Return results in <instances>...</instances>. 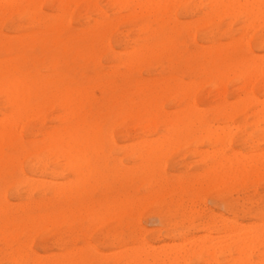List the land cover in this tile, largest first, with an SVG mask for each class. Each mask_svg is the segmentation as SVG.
<instances>
[{"label":"rangeland","instance_id":"1","mask_svg":"<svg viewBox=\"0 0 264 264\" xmlns=\"http://www.w3.org/2000/svg\"><path fill=\"white\" fill-rule=\"evenodd\" d=\"M145 1L42 0L38 15L45 21L43 25L19 18L8 9L0 13V38L11 40L7 52L0 42V60L15 62L18 70L31 78L60 80V90H71L80 96L73 94L76 101L66 106L67 110L56 104L40 107L37 117L23 121V149L6 151V163L0 166L3 210L0 212V264H31L20 259L26 257L25 253L41 258L44 264H68L67 258L73 251L84 256L82 264H124L125 253L141 246L140 236L158 251L174 243L175 247L182 244L178 233L183 225L196 226L188 231L190 236L205 235L197 226L202 222L199 216L202 211L218 227L229 223L249 226L260 223V219L264 221V172L243 185L236 182L221 188L208 184L209 176L205 175L222 153L229 156L234 150L246 154L255 141L257 147L250 154H256L255 158L257 154H264L260 153L264 150V113L256 126L251 115L260 106L250 104L252 100L248 99L251 90L252 96L264 101V65H260L261 61L264 64V7L260 6L264 0L258 3L246 0V7L245 0H231V5L226 3L228 0L208 3V0H178L179 3L167 0V4L166 0H161L163 3L155 0L158 3L151 6L147 5L151 4L150 0ZM67 7L72 8L70 12ZM253 13L256 17L260 13L262 20L260 16L258 21L255 17L250 20ZM122 15L131 16L126 21ZM47 23L52 25L51 30ZM29 34L48 40L44 53L30 42ZM20 35L19 45L16 37ZM52 39L59 42L54 43ZM244 64L249 66V71L248 67L241 69ZM247 77L254 83L251 80L248 83ZM172 128L176 129L173 133L169 131ZM204 128L207 130L201 132ZM55 129L60 131L57 136L60 138L48 140L44 133ZM227 129L233 130L230 137L227 135L232 151L225 147L227 138H223L224 147L220 143L222 138H218L219 130L227 132ZM84 132L91 138L97 136L98 158L80 140ZM211 133L216 136L213 138ZM68 136L73 139L72 143H66ZM163 136H168L165 144ZM150 138H159L156 141L159 148H156L162 151L160 159L159 150L152 148L155 141ZM209 139L214 141L210 143ZM59 140L60 145L56 144ZM220 146L222 150H218ZM165 147H168L166 154ZM89 149L91 154L87 152ZM211 151L217 153L211 154ZM84 154L87 162L83 165L87 163L88 167L81 164L85 161L81 157ZM66 160L72 166L65 164ZM87 169L93 173L85 174ZM80 171L83 176L87 175L84 180L78 175ZM178 179L183 182L178 183ZM184 188L182 193L180 189ZM190 209L192 212L188 213ZM120 234L125 237L124 247L116 244Z\"/></svg>","mask_w":264,"mask_h":264},{"label":"bare ground","instance_id":"2","mask_svg":"<svg viewBox=\"0 0 264 264\" xmlns=\"http://www.w3.org/2000/svg\"><path fill=\"white\" fill-rule=\"evenodd\" d=\"M42 1V0H40ZM39 0H0V13L3 12L4 9H8L12 12H15L19 18H26L27 20H30L31 22H36L40 25H43V22L45 24V21L43 20V18H40V16L38 15L40 13V7H39ZM112 1V0H111ZM118 1V0H117ZM121 1V0H120ZM124 1V0H123ZM145 1V0H144ZM148 1V0H147ZM161 1V0H160ZM174 1V0H173ZM178 2V0H176ZM184 1V0H183ZM211 1V0H208L207 3ZM212 1H215V0H212ZM221 1V0H220ZM229 2H226L223 1V2H226L227 4L230 3L231 0H228ZM233 1V0H232ZM235 1V0H234ZM252 1V0H251ZM258 1L260 0H257V3ZM65 2V1H64ZM116 2V1H115ZM146 2V1H145ZM151 4L150 3H147V5L151 6L152 4H154V2H156V4L158 3L157 1L155 0H150ZM153 2V3H152ZM162 2V1H161ZM173 2V4H177ZM46 3V2H45ZM67 4V2H65ZM84 3V2H83ZM142 3V2H141ZM140 3V4H141ZM163 3V2H162ZM165 3V2H164ZM169 3V2H168ZM179 3V2H178ZM182 3V1L180 2ZM235 3V2H234ZM239 5L238 6H241L240 5V2H238ZM245 6L246 7V0H245ZM243 3V4H244ZM247 3L251 4V2H248ZM256 3V2H255ZM254 2H252V4H255ZM54 4V1H51V4L50 5H53ZM113 4V3H112ZM127 4V3H126ZM139 4V5H140ZM161 4V3H160ZM166 4H167V0H166ZM210 4V3H209ZM215 4V3H213ZM219 4V3H218ZM225 4V3H224ZM237 4V3H236ZM98 5V4H97ZM123 5V4H122ZM125 5V4H124ZM146 3L144 4V7H145ZM146 5V6H147ZM162 5V4H161ZM231 5V4H229ZM69 6V5H67ZM81 6V5H80ZM166 5H164L165 7ZM174 6V5H172ZM178 6V5H176ZM171 7V4H170V7L171 9H175V7ZM215 6V5H214ZM218 5H216L217 7ZM249 6V5H248ZM260 6L261 7H264V3L260 2ZM112 7V6H111ZM143 7V8H144ZM161 6V9L164 8ZM168 7V5H167ZM212 7V6H211ZM222 7V6H221ZM231 7V6H230ZM69 9V12L70 9L69 7H67ZM118 8V7H117ZM142 7L140 9L144 10ZM157 8V7H155ZM219 8V6H218ZM223 8V7H222ZM226 8V7H225ZM240 8V7H238ZM243 8V6L241 7ZM67 9V10H68ZM96 9V8H95ZM132 9V7H131ZM136 9V8H135ZM139 9V8H138ZM167 9V8H166ZM165 9V10H166ZM172 9V10H173ZM236 9V8H235ZM250 9V8H249ZM264 9V8H263ZM101 10V9H100ZM113 10V9H112ZM133 10V9H132ZM141 10V11H142ZM221 10V9H220ZM219 10V11H220ZM229 10V9H228ZM227 10V11H228ZM232 10V9H231ZM239 10V9H238ZM236 10V11H238ZM244 10V9H243ZM251 10V9H250ZM256 10V9H255ZM115 11V10H113ZM145 11V10H144ZM148 11V10H147ZM226 11V10H225ZM230 11V10H229ZM242 11V10H241ZM257 11V10H256ZM259 11H261L259 9ZM9 13V11H6ZM43 12V11H42ZM111 12V10H110ZM155 12V10H154ZM173 12V11H172ZM204 12V11H203ZM233 12V11H232ZM240 11H238V15L241 14L239 13ZM258 12V11H257ZM255 12V13H257ZM7 13V14H8ZM114 13V12H113ZM112 13V14H113ZM135 13V12H134ZM137 13V12H136ZM148 13V12H147ZM146 13V14H147ZM264 12L262 11V14ZM56 14V13H55ZM129 14V13H128ZM145 14V13H144ZM172 14V13H171ZM222 14V13H221ZM224 14V13H223ZM233 13H231L230 15H232ZM249 14V13H248ZM54 15V14H53ZM132 15V13H131ZM130 15V16H131ZM140 15V14H139ZM250 15V14H249ZM261 14L259 13V15H256L254 16V13H253V18L250 19V20H253L254 17L256 20L257 18V21L259 19L258 16H260ZM57 16H61V15H57ZM123 16V15H122ZM130 16L127 15L126 18H124L125 16H123L124 20L126 19L127 21V18ZM142 16V15H141ZM211 16V15H210ZM224 16V15H223ZM226 16H228L226 14ZM134 17V16H133ZM233 17V16H232ZM236 17V16H235ZM234 17V18H235ZM247 17V15L245 16ZM261 17V16H260ZM263 19H264V15L262 16ZM262 17L260 20H262ZM62 18V17H61ZM118 18V16H117ZM116 18V19H117ZM121 18V17H120ZM136 18V17H135ZM218 18V17H217ZM223 19V18H222ZM115 20V18H114ZM118 20V19H117ZM123 20V21H124ZM136 20V19H135ZM151 20V19H150ZM120 22V20H118ZM170 21V20H168ZM225 20H223L224 22ZM256 21V22H257ZM199 22V20L197 19V23ZM232 22V21H231ZM63 23V22H62ZM49 24V27L48 30H51L52 29V25L50 23H47ZM59 24V23H58ZM135 24V23H134ZM166 24V23H165ZM196 24V23H194ZM259 24V23H258ZM118 25V23H117ZM116 25V26H117ZM246 25V24H244ZM248 25V24H247ZM251 25V24H250ZM260 25V24H259ZM59 26V25H58ZM195 26V25H194ZM54 27V26H53ZM145 27V26H144ZM142 27V28H144ZM247 27V28H246ZM244 27L243 29H248L249 26H246ZM252 27V26H251ZM250 27V29H251ZM58 28V27H57ZM148 28V27H147ZM146 28V29H147ZM151 28V27H150ZM170 28V27H169ZM188 28V27H187ZM138 29V28H137ZM149 29V28H148ZM154 29V28H153ZM189 29V28H188ZM187 29V30H188ZM196 29V28H194ZM242 29V30H243ZM142 30V29H141ZM173 30V29H172ZM186 30V32H187ZM190 30V29H189ZM249 30V29H248ZM45 31V30H44ZM176 31V30H175ZM174 31V32H175ZM191 31H194L191 29ZM244 31V30H243ZM242 31V32H243ZM246 31V30H245ZM244 31V32H245ZM243 32V33H244ZM250 32V31H249ZM160 33V32H158ZM157 33V34H158ZM150 35V34H149ZM160 35V34H159ZM179 35V34H178ZM244 35V34H243ZM29 37V40L30 42L33 44V45H38L39 48H40V52L44 53V45L45 43L48 41L47 39L45 40L44 38H38V36H36L35 34H29L28 35ZM151 37V35H150ZM243 37V36H242ZM20 38H22V36L20 35L19 37H16V40H18V44L20 45ZM244 38H247V33H246V37L244 36ZM243 38V40H244ZM80 39V38H78ZM168 39V38H167ZM166 41H169V39ZM71 40V39H70ZM240 40V39H239ZM10 41L9 39H6V40H3L0 38V42L2 43L1 46H4V52H7L9 50V47H10ZM52 41L54 43H57L59 42V39H52ZM102 41V40H101ZM245 41V40H244ZM243 41V42H244ZM167 43V42H166ZM238 43V42H236ZM246 43V41H245ZM163 44V43H162ZM233 44V43H232ZM77 45V44H76ZM160 45V44H159ZM240 45V43H239ZM69 48V46H67ZM135 47V45H134ZM168 47V46H167ZM86 48V46H85ZM89 48V47H88ZM133 49V48H132ZM137 49V48H134V50ZM171 49V48H170ZM87 50V49H86ZM130 50V49H129ZM165 50V49H164ZM163 50V51H164ZM146 51V50H145ZM144 51V52H145ZM156 51V50H155ZM233 51V50H232ZM15 52V51H14ZM123 52V51H122ZM127 52V51H126ZM134 52V51H133ZM131 53V52H130ZM161 53V52H160ZM134 54V53H133ZM150 54V53H149ZM95 55V54H94ZM132 55V53H131ZM136 55V54H135ZM155 55V54H154ZM264 55V54H263ZM92 56V55H91ZM48 57V56H47ZM136 57V56H135ZM145 58V57H144ZM217 58V57H216ZM46 59V58H45ZM132 59V58H131ZM142 59V57H141ZM202 59V58H201ZM135 60V58H134ZM260 60V59H259ZM124 61V60H123ZM133 61V60H132ZM256 61V60H255ZM264 61V60H263ZM99 62V61H97ZM134 62V61H133ZM132 62V63H133ZM249 62H253L252 60ZM119 63V62H118ZM122 63V62H121ZM131 63V61H130ZM136 63V62H135ZM240 63V61H239ZM262 63V61H261ZM260 65H264L263 63ZM124 64V63H123ZM128 64V63H127ZM257 64V63H256ZM36 65V62L33 63V66ZM134 65V63H133ZM135 66V65H134ZM254 66V65H253ZM251 66V68H253L254 70V67ZM259 66V67H261ZM234 67V66H233ZM239 67V66H238ZM245 67H248V71H249V66H245L244 64V67H242L241 69H246ZM136 69V68H135ZM235 69V68H234ZM240 69V68H239ZM137 70V69H136ZM225 70V69H224ZM223 70V71H224ZM236 70V69H235ZM233 71V69H232ZM239 71V70H237ZM246 71V70H245ZM244 71V72H245ZM251 71V70H250ZM228 72V71H227ZM259 72V71H258ZM220 73V72H219ZM246 73V72H245ZM253 73H255L253 71ZM41 74V73H40ZM48 74V73H47ZM71 74V73H70ZM218 74V73H217ZM228 76H229V72L226 73ZM240 74V72H239ZM248 74V73H247ZM246 74V75H247ZM251 74V73H250ZM259 74V73H258ZM232 75V74H231ZM230 75V76H231ZM235 75V74H234ZM256 75V74H255ZM213 76V75H212ZM219 76V75H218ZM253 76V74L251 75ZM233 77V76H232ZM243 77V76H242ZM249 77V76H248ZM248 77L246 78V80L248 79ZM254 77V76H253ZM40 77H29L28 76V73H23V72H20L18 70V65H16L15 62H4L3 60H0V166L2 165H5V159L7 157L6 155V151L8 152H15V151H18V150H21L23 149L24 147V142L22 141V136H21V129L23 127V121L27 118H30V117H37L38 116V109L40 107H43L45 104H56L58 107H63L64 109H66L67 107L66 106H69L72 104V102H74V100L76 101V98L73 96L74 93H77V92H72L70 90V92L66 89H59L60 85H61V81L60 80H55V81H41L39 79ZM222 78V77H221ZM227 78V77H226ZM229 78V77H228ZM245 78V77H244ZM252 78V77H250ZM249 78V79H250ZM172 79V78H171ZM223 79V78H222ZM255 79V77H254ZM219 80V79H218ZM226 80V79H225ZM245 80V79H244ZM245 80V84L247 83ZM251 82L252 79H250ZM250 80L248 81V83L250 82ZM256 80V79H255ZM228 81V80H227ZM192 82V81H191ZM207 83V82H206ZM209 83V82H208ZM254 83V82H253ZM82 84V83H81ZM105 84V83H104ZM102 84V85H104ZM180 84V83H179ZM194 84V83H193ZM192 84V85H193ZM244 84V85H245ZM107 85V84H106ZM196 85V84H195ZM204 85V84H203ZM252 85V84H251ZM151 86V85H150ZM260 86V85H259ZM104 87V86H102ZM187 88V86H185ZM189 87V85H188ZM181 88V87H180ZM192 88V86H191ZM194 88V87H193ZM192 88V89H193ZM197 88V87H196ZM138 89V88H137ZM183 88H181L182 90ZM189 89V88H188ZM214 89V88H213ZM212 89V90H213ZM248 89L249 87L247 88V92H248ZM260 89V88H259ZM106 90H108L106 88ZM139 90V89H138ZM179 90V89H178ZM184 90V89H183ZM190 91V89L188 90ZM193 91V90H192ZM191 91V92H192ZM261 91V90H260ZM195 92V91H194ZM215 92V91H214ZM217 92V91H216ZM181 93V92H180ZM187 93V92H186ZM252 96V91L250 90L249 92ZM216 94V93H215ZM221 94V93H220ZM182 95V94H181ZM185 95V94H184ZM183 95V96H184ZM193 95V94H192ZM78 93H77V98L78 97ZM182 96V97H183ZM251 96L248 97V99L250 98V100H252L250 104H253V103H256L257 105L260 106V109H258V111L254 112L251 117L253 119H255L256 123L255 125L257 126V119L263 117V113H264V101H259V99H257V97L255 96H252V99H251ZM99 97V96H98ZM189 97V96H187ZM246 97V96H245ZM244 98V95L243 97ZM241 99V98H240ZM248 99L244 98V100H247ZM80 99H78L79 101ZM83 100V98H82ZM81 100V101H82ZM91 100V99H90ZM264 100V99H263ZM86 101V100H85ZM88 101V100H87ZM93 101V99H92ZM190 101V102H189ZM189 103H192V99L190 100L189 98ZM227 101V100H226ZM205 102V101H204ZM240 102V100H239ZM238 102V104H239ZM250 102V101H249ZM78 103V102H77ZM85 103V102H84ZM91 103V102H90ZM236 103V102H235ZM241 103V102H240ZM246 103V102H244ZM249 104V103H248ZM80 105V104H79ZM230 105V104H229ZM228 105L227 108H229L230 106ZM242 105V103H241ZM129 106V105H128ZM127 106V108H128ZM132 106V105H131ZM187 106H190V105H187ZM192 106V105H191ZM197 106V105H196ZM236 106V105H235ZM233 106V108L235 107ZM238 106V105H237ZM76 107V106H75ZM195 107V105H194ZM193 107V108H194ZM220 107V106H219ZM241 107V106H240ZM249 107V106H248ZM74 108V107H73ZM80 108V106L78 107ZM185 108V106L183 107ZM188 108V107H187ZM191 108V107H190ZM259 108V107H258ZM71 109V108H70ZM69 109V110H70ZM77 109V107H76ZM199 109V108H197ZM231 109V108H229ZM238 109V108H237ZM245 109V107H244ZM67 110V109H66ZM75 110V109H74ZM79 110V109H78ZM77 110V111H78ZM186 110V109H184ZM241 110V109H240ZM64 111V110H63ZM189 111H191V115H192V110L189 109ZM235 111V110H234ZM188 112V109L187 111ZM185 112V113H186ZM197 112V111H196ZM232 112V111H231ZM74 113V112H73ZM71 112V114H73ZM204 112H202L203 114ZM235 113V112H234ZM233 113V114H234ZM241 113V112H240ZM70 114V119H71V115ZM77 114V113H76ZM179 114V113H178ZM188 114V113H187ZM194 114V113H193ZM78 115V114H77ZM75 116V117H78V116ZM184 115V114H182ZM182 115H178L179 117H181ZM262 115V116H261ZM67 116V115H66ZM153 116V115H152ZM173 116V115H172ZM189 116V115H188ZM249 116V115H248ZM154 117V116H153ZM193 117H196L193 116ZM234 117V116H233ZM56 118V116H55ZM155 118V117H154ZM153 118V119H154ZM183 118V116H182ZM76 120V118H74ZM147 119V118H146ZM262 119V118H261ZM260 119V120H261ZM264 119V118H263ZM37 120V119H36ZM61 120V119H60ZM69 120V119H68ZM184 120V119H183ZM196 120V119H195ZM231 120V119H230ZM122 121V120H121ZM150 121V120H149ZM165 121V120H164ZM191 121V120H190ZM183 123V122H182ZM146 124H147V121H146ZM151 124V127H152V122L150 123ZM250 124V123H249ZM264 124V123H263ZM145 125V124H144ZM170 125V124H169ZM172 125V124H171ZM191 125V124H190ZM198 125V124H197ZM168 126V125H167ZM173 126H176V124ZM180 126V125H179ZM185 126V125H183ZM209 126V125H208ZM213 126V125H212ZM218 126V125H217ZM234 126V125H233ZM28 127V126H26ZM32 127V126H31ZM79 127V126H78ZM88 127V125H87ZM181 127V126H180ZM179 127V128H180ZM186 127V126H185ZM191 127V126H190ZM214 127V126H213ZM216 127V125H215ZM219 127V126H218ZM217 127V128H218ZM229 127V126H228ZM238 126H235L236 129L239 130V128H237ZM67 128V127H66ZM147 128V127H146ZM210 128V127H209ZM208 128V129H209ZM220 128V127H219ZM227 128V126L225 127ZM231 128V127H230ZM229 128V129H230ZM234 128V130H236ZM264 128V127H263ZM80 129V128H79ZM84 129V128H83ZM132 129V128H131ZM182 129V128H181ZM187 129V127L185 128V130ZM224 129V128H223ZM25 130V129H24ZM90 130V129H89ZM88 129H86V131H89ZM97 130V129H96ZM95 130V131H96ZM172 130H176L175 128L173 129H170L169 131L172 132ZM183 130V129H182ZM207 129L204 128L203 131L201 132H204L206 131ZM212 130V129H211ZM225 130V129H224ZM224 130H219V134H218V138H222V141L220 142L221 144H223L222 146L224 147V144L225 142L223 140H225L227 138V135L230 137L229 134H231V132H229L230 130L227 129V132H225ZM264 130V129H263ZM68 131V130H67ZM75 131V130H74ZM91 131V130H90ZM111 131V130H110ZM221 131V132H220ZM99 132V131H98ZM222 136L223 135H226V136H220V133H222ZM225 132V133H224ZM229 132V133H228ZM251 132V131H249ZM263 132V131H262ZM60 133V131L58 129H55L53 131H49V132H45L44 134L47 136V139L48 140H51V141H54L56 138H58V134ZM93 133V132H91ZM247 133V132H246ZM94 134V133H93ZM97 134V132H96ZM202 134V133H201ZM213 134V136H212ZM264 134V133H263ZM67 135V134H66ZM203 135V134H202ZM208 135V134H207ZM213 138H214V135L215 133H211L210 134ZM239 135V134H238ZM245 135V134H244ZM70 136V135H69ZM67 137L68 138V141H66V143L68 142H71V140H73L72 138L70 137ZM184 136V135H183ZM210 136V137H211ZM216 136V135H215ZM248 136V135H247ZM254 136V135H253ZM78 137L79 136H76L75 137V140L78 141ZM158 137V136H157ZM160 137V136H159ZM165 138L164 141V144L167 143V137L166 136H163ZM162 137V138H163ZM260 137V136H259ZM32 138V137H31ZM46 138V137H45ZM60 138V137H59ZM58 138V139H59ZM66 138V139H67ZM88 136V133L87 132H84V134L82 136H80V140L83 141V144L84 145H87L91 148V151H92V155H94L95 158H98L100 156L98 150H99V144H98V139H97V136L95 135L93 138H91ZM163 138V139H164ZM186 138V136H185ZM217 138V139H218ZM225 138V139H223ZM151 139V138H150ZM157 139L159 138H155L151 139L153 141H155L152 146V148H155L153 149L154 151L155 150H159L157 148H159L156 144V141ZM70 140V141H69ZM79 140V141H80ZM142 140V139H141ZM162 140V139H161ZM169 140V139H168ZM171 140V139H170ZM174 140V139H173ZM198 140H200V138H198ZM210 140V143H211V139ZM215 140V141H214ZM214 143L216 142V138L214 139ZM61 140H59L58 143L56 144H59L60 145V142ZM147 141V140H146ZM160 141V140H159ZM158 141V142H159ZM180 141V140H179ZM212 141V142H213ZM220 141V140H219ZM144 142V141H143ZM173 142V141H172ZM259 142V141H258ZM65 143V142H64ZM72 143V142H71ZM81 143V142H80ZM136 143V142H134ZM145 144L147 142H144ZM143 143V144H144ZM162 143V142H161ZM160 143V144H161ZM217 143V142H216ZM257 142L255 141V143H253L252 146H249V151L248 153L246 154H242L240 152H236V151H232L231 150V146H230V140L227 138L226 139V145L225 147L228 149V150H231L232 153L229 155V156H226L225 153H222L221 151V155L217 158V162L215 165L211 166V167H208L207 168V171H206V174L208 177L207 181H208V184H215L217 186H219V188L227 185V184H234L236 182H239L240 185H243L246 181H249V180H252L254 179L255 177H257L259 174L263 173L264 172V157L263 155L261 156V154H257V158L254 157V155L256 156V154L254 155H251L250 153L254 150L255 147H257ZM82 144V146H83ZM172 144H175L172 143ZM248 144V143H247ZM71 145V144H70ZM69 145V146H70ZM146 145H150V144H146ZM168 145V144H167ZM165 145V146H167ZM51 146V145H50ZM65 146V144H64ZM128 146V145H127ZM130 146V145H129ZM157 146V148H156ZM162 146L163 148V143L160 145ZM169 146V145H168ZM75 147V146H73ZM150 147V146H148ZM170 147V146H169ZM223 147L220 148L221 149H218V150H222ZM65 148V147H64ZM83 148V147H82ZM81 148V150H82ZM166 150L164 149L163 153L166 154V151L168 147H165ZM173 148V146H172ZM72 149V148H71ZM87 149V147H86ZM145 149H147L145 147ZM171 149V147H170ZM225 149V148H224ZM74 150V148H73ZM152 150V151H153ZM196 150V149H195ZM207 150V149H206ZM161 150H159L158 152L160 153ZM262 151V150H261ZM65 152V151H64ZM87 152H90V149L89 151L87 150ZM162 152V151H161ZM200 152V151H199ZM203 152V153H202ZM202 155H204V152L205 151H202ZM212 152L214 153H217V151H211V154ZM34 153V152H33ZM67 153V151L65 152ZM94 153V154H93ZM147 153L146 151L144 152V154ZM158 153V154H159ZM168 153V152H167ZM171 153V152H170ZM194 153V152H193ZM207 153V152H206ZM208 153H209V150H208ZM220 153V152H219ZM260 153H264V150L263 152H260ZM62 154V153H61ZM76 154H78L76 152ZM89 154V155H90ZM198 154V153H197ZM66 155V154H65ZM70 155V154H68ZM82 155V154H81ZM139 155V154H138ZM155 155V154H154ZM209 155V154H208ZM260 155V156H259ZM74 156V155H73ZM85 154L83 156H81L83 159L85 158L84 157ZM161 153L159 155H157V157H159L158 159H160L161 157ZM214 155H212L211 157H213ZM88 157V155H87ZM138 157V156H137ZM156 157V156H155ZM156 157V158H157ZM168 157V156H167ZM205 157V156H204ZM217 157V156H216ZM75 159V156L72 157ZM164 158V157H163ZM206 158H207V155H206ZM215 158V156H214ZM23 159V158H22ZM21 159V160H22ZM71 159V158H70ZM74 159H71V162L74 160ZM81 160V161H84V160ZM87 159V158H86ZM152 159V158H151ZM154 159V158H153ZM152 159V160H153ZM205 159V158H204ZM11 160V159H9ZM76 160V159H75ZM155 160V159H154ZM164 160V159H162ZM55 161V160H54ZM145 161V160H144ZM149 161V160H148ZM11 162V161H10ZM80 162V161H79ZM87 162L86 160L84 162H81L82 166H84L83 164ZM160 162V160H159ZM14 163V162H13ZM65 164H67L68 166H72V163L68 162L67 163V160L64 162ZM74 163V161H73ZM70 164V165H69ZM75 164L77 166L80 165V163L76 162L75 161ZM79 164V165H78ZM87 164V163H86ZM85 164V166H87ZM157 164H159L157 162ZM161 164H164L163 162ZM66 165V166H67ZM76 166V167H77ZM81 166V165H80ZM84 166V167H85ZM158 166V165H157ZM160 166V165H159ZM88 167V166H87ZM90 167V166H89ZM163 167V166H162ZM1 168V167H0ZM66 168V167H65ZM72 168V167H71ZM143 168V167H142ZM83 169V168H82ZM85 169V168H84ZM126 169V168H125ZM147 169V168H146ZM157 170H159L158 168H156ZM95 170V169H94ZM154 170V169H153ZM53 172V171H52ZM204 172V171H203ZM83 173V172H82ZM85 173V171H84ZM93 173V171H90V169H87L86 170V173L87 175ZM81 174V171L80 173H78V175ZM86 176H83L81 174V176H83V180ZM98 175V174H97ZM204 175V176H205ZM9 176H10V173H9ZM80 176V175H79ZM80 176V177H81ZM202 176V178L204 177ZM79 177V179H80ZM69 178V177H68ZM196 178V182H197V178L198 176L195 177ZM31 179V178H30ZM82 179V178H81ZM32 180H35L34 178H32ZM39 180V179H38ZM69 180V179H68ZM43 181V180H42ZM46 181V180H44ZM71 181V180H69ZM68 181V182H69ZM12 182V181H11ZM38 182V181H37ZM50 182V181H49ZM74 183L75 180H73ZM82 182V181H81ZM85 182V181H84ZM183 180H179L178 179V183H182ZM35 183V182H34ZM51 183V182H50ZM54 183V182H52ZM58 183H61V182H58ZM199 183V182H197ZM195 183V184H197ZM66 184H68L66 182ZM185 184V183H184ZM60 185L61 187V184H58ZM65 185V184H63ZM70 186H72L71 184H69ZM76 186V184H74ZM183 185V184H182ZM204 185H207V184H204ZM69 186V187H70ZM196 188H197V185H195ZM67 187V185H66ZM205 187V186H204ZM35 188V185L34 187ZM60 189V188H59ZM6 190V189H5ZM68 190V188H67ZM185 188L184 189H180V191L183 193L185 192ZM225 190V189H224ZM83 191V190H82ZM222 191V190H221ZM68 193V192H67ZM134 193V192H131V194ZM83 194V192H82ZM134 196V195H133ZM3 197V196H2ZM1 197V198H2ZM149 197V196H148ZM1 200V199H0ZM9 203V202H8ZM144 203V202H143ZM142 203V204H143ZM148 202H146L147 204ZM196 204V203H195ZM131 205V204H129ZM7 206V204H6ZM192 206V205H191ZM6 208V207H5ZM135 208V207H134ZM202 208V207H201ZM139 209V208H138ZM84 210V209H83ZM104 210V209H103ZM140 211L142 210L141 208L139 209ZM194 210V209H193ZM244 210V209H243ZM3 211L2 208L0 207V212ZM7 211V210H6ZM189 211L188 213H191L192 212V209L190 210H187ZM86 212V211H84ZM88 212V211H87ZM112 212V211H111ZM120 212V211H119ZM197 214V213H196ZM7 215V213H6ZM91 215V214H90ZM58 216V215H57ZM200 216V219L202 220V222L198 223V227L200 226V228H202L204 231H205V235H202V236H190V233L188 232L190 229H195L196 226H193L191 225L190 223L188 224V226H182L181 227V231L178 233L179 237L182 239V244L180 243V245L178 244L177 247H175V243L173 246H170V247H167L165 249H161V250H156L154 249L151 245L145 243L141 238L143 237H139V239L142 241L141 242V246L139 244V249L138 250H131L129 249L128 252L125 253V256L123 257L124 259V264H264V221L263 219H260V223L258 224H252V225H249V226H238L236 224H233V223H229L228 226H225L223 224H221L219 227L215 225L214 222L210 221V220H207L205 218V215H204V212L202 211V213L199 215ZM250 216V215H249ZM40 217V216H39ZM38 217V218H39ZM107 217V216H106ZM113 217V216H111ZM188 218V216L186 217ZM205 218V219H204ZM40 219V218H39ZM231 220V219H230ZM10 221V220H9ZM107 221V220H106ZM102 223V222H101ZM8 224V223H7ZM11 226V225H9ZM8 226V227H9ZM22 227V226H21ZM97 227V225H96ZM174 227V225H173ZM39 229V228H38ZM7 232H8V229H7ZM40 232V231H39ZM10 233V232H9ZM38 233V232H37ZM9 235V234H8ZM83 235V234H82ZM88 237V236H87ZM86 237V238H87ZM9 238V236H8ZM32 238V237H31ZM112 238L114 239V237L112 236ZM117 241H116V244H122L121 247H124L125 244H126V241H125V237H123L121 234L119 236H117ZM9 240V239H8ZM10 242V241H9ZM58 246V245H56ZM160 246V245H159ZM9 247V246H8ZM83 248V247H81ZM157 248V247H156ZM134 249V247H133ZM28 250V249H27ZM122 250V249H121ZM124 250V249H123ZM96 251V250H95ZM8 252V251H7ZM12 252V251H11ZM116 252V251H115ZM13 253V252H12ZM28 253V252H27ZM99 253V252H98ZM119 253V252H118ZM11 254V253H10ZM66 254V253H65ZM69 254V253H68ZM117 254V253H116ZM37 255V254H36ZM108 255V253H107ZM13 256V255H12ZM25 258H19L22 260V261H29L31 264H44L42 261H41V258L39 257H36L32 254H28L26 255L25 253ZM43 256V255H42ZM121 256V255H120ZM110 257V256H109ZM115 257V256H114ZM118 257V255H117ZM113 258V257H112ZM255 258L257 260H255ZM116 258H114L115 260ZM118 259V258H117ZM113 260V259H112ZM84 261V256L83 255H80L78 254L76 251H73L69 254V257L67 258V263L68 264H82ZM46 263V262H45Z\"/></svg>","mask_w":264,"mask_h":264}]
</instances>
